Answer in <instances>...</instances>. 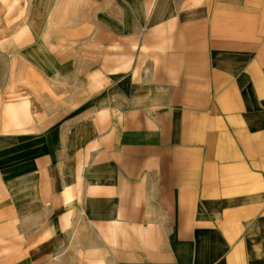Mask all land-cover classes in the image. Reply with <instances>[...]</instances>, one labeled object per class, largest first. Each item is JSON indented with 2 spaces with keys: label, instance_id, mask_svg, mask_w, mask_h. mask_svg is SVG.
I'll return each mask as SVG.
<instances>
[{
  "label": "crops",
  "instance_id": "1",
  "mask_svg": "<svg viewBox=\"0 0 264 264\" xmlns=\"http://www.w3.org/2000/svg\"><path fill=\"white\" fill-rule=\"evenodd\" d=\"M10 1L0 264H264V0Z\"/></svg>",
  "mask_w": 264,
  "mask_h": 264
},
{
  "label": "rangeland",
  "instance_id": "2",
  "mask_svg": "<svg viewBox=\"0 0 264 264\" xmlns=\"http://www.w3.org/2000/svg\"><path fill=\"white\" fill-rule=\"evenodd\" d=\"M6 5L13 6L14 1L11 2L10 0H0V43H3L7 38L14 37L16 33L14 28L5 27L4 18L7 14V11L5 10V8L7 7ZM13 14L14 13H11L10 15ZM0 47L2 46L0 45Z\"/></svg>",
  "mask_w": 264,
  "mask_h": 264
}]
</instances>
